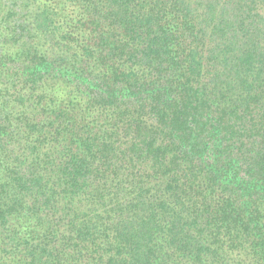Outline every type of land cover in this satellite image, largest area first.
I'll list each match as a JSON object with an SVG mask.
<instances>
[{
	"label": "trees",
	"instance_id": "16d2710c",
	"mask_svg": "<svg viewBox=\"0 0 264 264\" xmlns=\"http://www.w3.org/2000/svg\"><path fill=\"white\" fill-rule=\"evenodd\" d=\"M0 264H264V0H0Z\"/></svg>",
	"mask_w": 264,
	"mask_h": 264
}]
</instances>
